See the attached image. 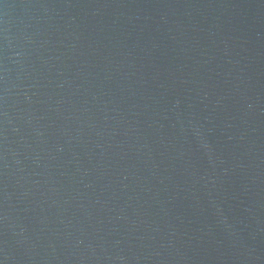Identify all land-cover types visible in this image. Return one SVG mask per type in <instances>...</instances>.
I'll return each instance as SVG.
<instances>
[{
  "label": "water",
  "instance_id": "1",
  "mask_svg": "<svg viewBox=\"0 0 264 264\" xmlns=\"http://www.w3.org/2000/svg\"><path fill=\"white\" fill-rule=\"evenodd\" d=\"M0 264H264V0H0Z\"/></svg>",
  "mask_w": 264,
  "mask_h": 264
}]
</instances>
